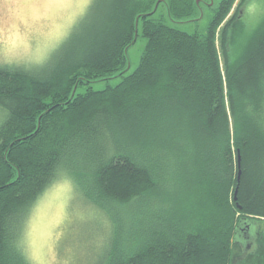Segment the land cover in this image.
Instances as JSON below:
<instances>
[{
  "label": "trees",
  "instance_id": "trees-1",
  "mask_svg": "<svg viewBox=\"0 0 264 264\" xmlns=\"http://www.w3.org/2000/svg\"><path fill=\"white\" fill-rule=\"evenodd\" d=\"M209 2L92 0L45 62L0 66V264H30L24 224L60 173L109 223L94 264H237L239 223L264 264V13L240 32L219 0L205 34L172 25Z\"/></svg>",
  "mask_w": 264,
  "mask_h": 264
},
{
  "label": "rangeland",
  "instance_id": "rangeland-1",
  "mask_svg": "<svg viewBox=\"0 0 264 264\" xmlns=\"http://www.w3.org/2000/svg\"><path fill=\"white\" fill-rule=\"evenodd\" d=\"M240 1L236 0L228 17L236 14L231 26L238 27L240 32L241 29L249 31L262 18L264 0H244L239 7ZM91 2L0 0V66L33 68L45 62L79 23ZM218 3L219 0H210L208 5H203L196 22L172 25L188 33L203 35L213 14L211 8H216ZM164 13L165 7L159 6L157 14ZM145 42L139 31L136 42L127 52V74L138 66ZM119 81L120 78H116L108 84L113 86ZM106 84L97 82L91 86L101 90ZM3 120L0 108V124ZM108 228V221L106 223L98 209L79 196L69 178L60 173L31 207L21 243L30 264H94L109 236ZM255 250L256 245L244 258H239L241 249L234 250V262L259 264L260 258L256 261V253H253ZM261 255L264 256V252Z\"/></svg>",
  "mask_w": 264,
  "mask_h": 264
},
{
  "label": "flooded vegetation",
  "instance_id": "flooded-vegetation-1",
  "mask_svg": "<svg viewBox=\"0 0 264 264\" xmlns=\"http://www.w3.org/2000/svg\"><path fill=\"white\" fill-rule=\"evenodd\" d=\"M258 226L256 224L248 223L243 225L237 231L236 237L233 239L236 250L241 249L239 258L246 257V254L254 245H258ZM237 260V259H236Z\"/></svg>",
  "mask_w": 264,
  "mask_h": 264
},
{
  "label": "water",
  "instance_id": "water-1",
  "mask_svg": "<svg viewBox=\"0 0 264 264\" xmlns=\"http://www.w3.org/2000/svg\"><path fill=\"white\" fill-rule=\"evenodd\" d=\"M238 163H239V157H238ZM239 175H240V173H239ZM239 175H238V179H237V186H238V181H239ZM236 195H237V187H236V189H235V191L233 193V200L234 201H236V199H237ZM246 224H248V223H239V225L237 226V228L235 230L234 238L236 237V234H237V231H239V228L243 227V225H246Z\"/></svg>",
  "mask_w": 264,
  "mask_h": 264
}]
</instances>
